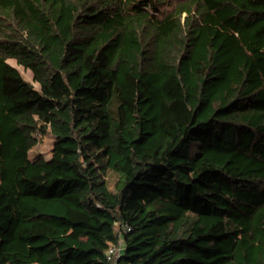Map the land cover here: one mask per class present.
Here are the masks:
<instances>
[{
    "label": "trees",
    "instance_id": "1",
    "mask_svg": "<svg viewBox=\"0 0 264 264\" xmlns=\"http://www.w3.org/2000/svg\"><path fill=\"white\" fill-rule=\"evenodd\" d=\"M116 221L120 264H264V0H0V264Z\"/></svg>",
    "mask_w": 264,
    "mask_h": 264
},
{
    "label": "rangeland",
    "instance_id": "2",
    "mask_svg": "<svg viewBox=\"0 0 264 264\" xmlns=\"http://www.w3.org/2000/svg\"><path fill=\"white\" fill-rule=\"evenodd\" d=\"M170 1V0H169ZM160 7L165 8L166 4L160 5ZM11 65L18 69L24 79L29 81L34 87H37V83L32 78V73L29 69H25L22 65L17 64L14 59L7 60ZM38 142L29 150L28 155L29 157H35L37 155H42L44 158L49 159L51 156V148L53 145L54 137L48 131L44 135H38ZM109 184L110 187L113 188L115 175H109ZM37 264V263H33Z\"/></svg>",
    "mask_w": 264,
    "mask_h": 264
},
{
    "label": "built area",
    "instance_id": "3",
    "mask_svg": "<svg viewBox=\"0 0 264 264\" xmlns=\"http://www.w3.org/2000/svg\"><path fill=\"white\" fill-rule=\"evenodd\" d=\"M115 233L117 235V241L113 245L109 246L105 252L107 261L110 264H120L119 260L123 255V251L125 249V241L123 237V233L129 231L131 226L129 223L124 221H116L114 223Z\"/></svg>",
    "mask_w": 264,
    "mask_h": 264
}]
</instances>
